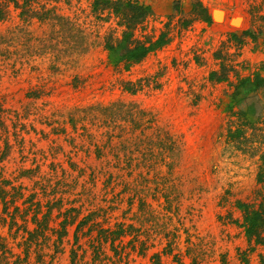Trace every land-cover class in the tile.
Listing matches in <instances>:
<instances>
[{"label":"rangeland","instance_id":"rangeland-1","mask_svg":"<svg viewBox=\"0 0 264 264\" xmlns=\"http://www.w3.org/2000/svg\"><path fill=\"white\" fill-rule=\"evenodd\" d=\"M137 1L152 8L137 33L154 40L166 32L168 41L127 66H114L103 47L105 36L120 34L116 19L97 18L88 0H40L36 6L53 10L47 18L25 22L10 7L0 20V181L9 192L0 197V243L7 264H243L242 252L248 264H263L264 245L248 243L238 205L264 208V182L256 180L264 88L237 86L256 72L264 76V34L239 38L256 27L251 16H264V0H199L209 12L222 11L223 22L198 16L195 0ZM233 15L242 18L238 28ZM213 70L226 78L210 80ZM126 82L140 89L130 93ZM113 106L141 110L153 122L134 129L122 112L104 123L101 110ZM108 129L118 137L107 139ZM162 133L172 152L157 144ZM32 193L42 205L60 197L61 212L72 203L80 217L91 214L124 233L103 242L97 258L89 242L96 232H78L75 241L74 225L58 249L52 230L26 247ZM57 214L51 210L50 228H59Z\"/></svg>","mask_w":264,"mask_h":264},{"label":"trees","instance_id":"trees-1","mask_svg":"<svg viewBox=\"0 0 264 264\" xmlns=\"http://www.w3.org/2000/svg\"><path fill=\"white\" fill-rule=\"evenodd\" d=\"M39 1L40 0H0V20H4L7 18L10 7H13L15 10L18 9L19 16L25 22H28L32 18L45 19L52 13L53 10L45 9L44 4L36 6L35 4H38ZM88 1L90 2L91 12L94 13L97 18L109 19L113 17L116 19V26L120 27L119 36H114L113 33H109L104 37L103 42V47L108 53V59L114 66L122 63L124 64V66H127L133 63L140 62L149 52L167 43L168 38H166V32H161L154 40L152 39L151 35H139L137 33V29L152 13V8L150 5L143 4L141 2H138L137 0ZM192 8L193 11H196L197 15L202 19L206 21L211 20L209 10L199 0H195L193 2ZM257 19L261 23H256ZM251 23L256 24V27L253 29L249 28L245 31H242L239 38H254L258 34H264V16H251ZM225 78L226 74L224 70H213L209 73V79L212 81H221ZM239 87L245 88L246 92H253L257 89L264 88V76L256 72L251 78L246 77L241 79L237 88ZM125 89L130 93H134L139 90L140 87L137 83L126 82ZM113 107H115L116 109H109L111 111L109 113H106V108L101 110V113L103 114V116H105L104 123H106L108 120H116V116L118 118H123V116L120 117L119 115L122 112L129 116L128 119L133 123L134 129L143 124V127L146 128L153 122L151 118H147L145 120V114L141 112V110L131 111V108L130 110L125 109V111H123L122 106ZM107 131H109L107 139L118 137L119 133H117L116 135L113 134L112 129H108ZM241 131L239 130L237 132ZM162 134L164 135L163 137H157V144L168 152H172L174 148L173 141L168 137L166 133ZM109 141H107L106 143H108ZM133 145V149L130 150L131 153L135 151L136 148H138L136 144ZM119 146L120 150H126L125 144L119 143ZM4 154L5 153H3V155ZM149 156H151L150 150ZM129 157L130 156H127V159H129ZM259 159L260 165L256 173V180L258 182H264V153L260 155ZM4 184L8 183L6 181H0V197L2 200L6 198L9 193L8 191H5L3 189ZM49 194L53 196L52 198H56L54 197V193ZM16 195L17 199L21 196V194L17 190L15 191L13 196L15 197ZM62 201L63 200L58 197L53 201L57 205L56 207L52 205L54 204L52 203V201H49L45 205H42L41 201L36 198V194L32 193L28 195L27 200L25 201V210L30 211L27 217L30 218L29 221L34 224V227L31 231L27 232V237L24 240V244L26 245V247H29L32 243L38 244V238L43 236L42 240L45 239L46 237H44L43 233H45L47 230H52V232L56 236L57 241L55 243V248L58 249V245L61 243L63 237H65L67 234V227L74 225L75 241L77 240L76 233L78 232H81L82 235L84 233V235L87 236H90L91 232L93 231L96 232L95 237L89 239V242L92 253L94 254L93 256L94 258H97L102 253L101 247L103 242L109 240L110 244L112 245L115 238L124 233V229L120 226L115 231L110 230L109 228H104L99 222L93 221L94 219L91 218V214L80 217L81 211L79 207H74L72 203L69 204L70 207L63 209V211L61 212L63 204H65ZM43 207H46L44 211ZM238 207L242 208L243 210L242 226L244 228L248 243H252L253 245H264V208L262 206L253 208L249 204H239ZM16 209L17 207H15V210ZM52 209L58 210L57 217H62V220L58 223V229H56L55 227L50 228L51 222H53V219H55L51 216ZM10 218L13 217L10 216ZM22 227L23 229L25 228L24 226ZM5 252L6 249L4 245L0 243V260L4 261V264H7V256L4 255ZM74 256V252L71 251V261H73ZM262 260V263L264 264V258ZM241 261L243 262V264H248L246 252L241 253ZM11 264H18V260L15 259Z\"/></svg>","mask_w":264,"mask_h":264},{"label":"bare ground","instance_id":"bare-ground-1","mask_svg":"<svg viewBox=\"0 0 264 264\" xmlns=\"http://www.w3.org/2000/svg\"><path fill=\"white\" fill-rule=\"evenodd\" d=\"M214 20L217 22H223L224 19V13L222 11L219 10H215L214 11ZM241 20L242 18L238 15H233L232 19H231V25L233 28H238L241 26Z\"/></svg>","mask_w":264,"mask_h":264},{"label":"water","instance_id":"water-1","mask_svg":"<svg viewBox=\"0 0 264 264\" xmlns=\"http://www.w3.org/2000/svg\"><path fill=\"white\" fill-rule=\"evenodd\" d=\"M214 16H215V14H214V9H213L210 11V18L212 21H214Z\"/></svg>","mask_w":264,"mask_h":264}]
</instances>
